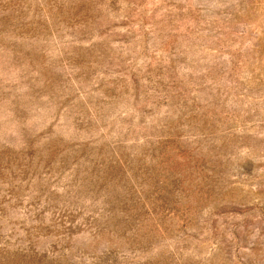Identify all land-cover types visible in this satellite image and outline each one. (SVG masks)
Here are the masks:
<instances>
[{"label":"rangeland","instance_id":"obj_1","mask_svg":"<svg viewBox=\"0 0 264 264\" xmlns=\"http://www.w3.org/2000/svg\"><path fill=\"white\" fill-rule=\"evenodd\" d=\"M0 264H264V0H0Z\"/></svg>","mask_w":264,"mask_h":264}]
</instances>
